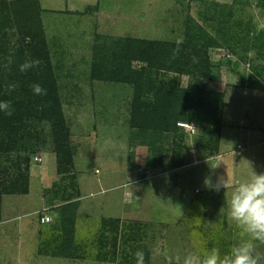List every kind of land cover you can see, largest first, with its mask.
<instances>
[{
	"label": "rangeland",
	"instance_id": "rangeland-1",
	"mask_svg": "<svg viewBox=\"0 0 264 264\" xmlns=\"http://www.w3.org/2000/svg\"><path fill=\"white\" fill-rule=\"evenodd\" d=\"M39 1L73 167L69 174L58 173L51 123L34 129L43 139L37 163L30 166L27 153L1 159L2 170L9 169L14 176L16 166H30V193L2 199L0 264H118L120 250H132L130 244L144 252L145 264H167L169 256L189 250L219 247L227 251L238 239L228 219L227 195L225 189L215 191L205 180L215 184L218 177H224L235 184L252 169L264 172V90L241 85V76L253 72L250 64L241 62L236 73L227 65L220 66L230 59L228 50L211 52L220 71L213 81L205 82V97L207 103L208 99L222 103L217 111L221 124L217 126L215 119L178 122V127L190 124L186 129L191 138L184 153L186 165L177 169L171 167L174 135L167 134L157 149L141 144L137 131L130 128L134 88L96 79L92 68L102 43L120 38L183 42L191 19L218 37L215 23L208 19L210 10L231 6L235 0ZM244 17H252V5L246 7ZM249 59L257 60L256 52ZM257 64L264 65V60ZM142 66L133 64L134 69ZM158 81L185 89L193 78L162 71ZM215 128L219 132L212 134ZM203 138H219V151L212 155ZM66 201L76 206L73 233L78 247L72 249L73 258L44 253L47 241L52 245L50 233L61 225L54 217L55 207ZM42 214L51 216L52 223L41 225ZM109 220H120L122 228L137 226L138 237L130 241L107 233L104 222ZM114 244L119 251L116 257ZM257 251L264 256V245L257 244Z\"/></svg>",
	"mask_w": 264,
	"mask_h": 264
},
{
	"label": "trees",
	"instance_id": "trees-1",
	"mask_svg": "<svg viewBox=\"0 0 264 264\" xmlns=\"http://www.w3.org/2000/svg\"><path fill=\"white\" fill-rule=\"evenodd\" d=\"M252 3L253 0H235L231 6L212 8L208 19L215 23L218 37L191 19L185 40L179 44V54L174 59L172 52L177 48V42L120 38L97 47L92 68L94 77L126 83L134 88L130 128L137 131L135 135L140 143L157 149L164 145L167 134L174 135L172 169L186 165L184 153L191 138V132L178 127V122L204 123L215 119L217 126L221 124L217 111L222 103L212 99L207 103L205 97V82L214 80L220 66L227 65L237 73L241 62L250 64L253 72L249 77L241 76V85L264 90V65H256L259 60H264V32L253 35L252 17L248 20L244 17L246 7ZM257 3L264 8V0H257ZM41 14L39 0H0V101H9L13 109L11 116L0 112V161L4 157L11 159L13 154L27 153L31 156L30 166L37 163L35 156L43 139L34 129L41 123H51L58 154V173L64 175L72 172L73 151L69 146L58 77L53 71V54ZM226 50L230 52V59L216 66L211 52L223 54ZM251 52H256L257 60L249 59ZM26 60L35 62L34 66L21 72L19 65ZM134 63L143 66L134 69ZM162 71L188 75L193 82L185 89L160 85L158 76ZM34 83L45 89L44 95L33 93L31 86ZM210 131L212 134L219 132L218 128ZM203 142L205 147H210L212 155L219 151V138H203ZM30 166L25 169L16 166L18 173L14 176L10 175L9 169L2 170L0 162V221L4 196L29 195ZM55 210L54 217L61 225L50 233L52 245L49 246L47 241L48 248L44 253L73 258L72 249L77 246L73 233L76 206L74 202L66 201ZM104 230L132 241L138 237L140 229L135 225L122 228L120 220H109L104 222ZM126 243L129 246V241ZM130 248L132 250H120L118 264H135L133 254L137 250L133 244ZM116 249L114 244V257L119 254Z\"/></svg>",
	"mask_w": 264,
	"mask_h": 264
},
{
	"label": "clouds",
	"instance_id": "clouds-1",
	"mask_svg": "<svg viewBox=\"0 0 264 264\" xmlns=\"http://www.w3.org/2000/svg\"><path fill=\"white\" fill-rule=\"evenodd\" d=\"M253 35L264 32V8L258 6L257 0L252 3ZM173 49L172 58L179 54V44ZM33 61L26 60L19 65L21 72H26L34 66ZM32 91L36 95H44L45 89L39 84H33ZM0 112L7 116L13 114L9 101H0ZM205 184L215 191L225 189L227 195L228 219L237 230L238 239L230 245L227 251L219 247L189 250L183 255L169 256L167 264H261L264 260L257 251V244L264 245V172L257 173L253 169L250 175L235 184L224 177H218L215 184L210 179ZM231 189L230 192L227 189ZM135 264H145L143 251L134 254Z\"/></svg>",
	"mask_w": 264,
	"mask_h": 264
},
{
	"label": "built area",
	"instance_id": "built-area-1",
	"mask_svg": "<svg viewBox=\"0 0 264 264\" xmlns=\"http://www.w3.org/2000/svg\"><path fill=\"white\" fill-rule=\"evenodd\" d=\"M179 126L182 128H189L190 129V124H188V123H180ZM36 161H41V158H36ZM39 221H40L41 225H48V224L52 223L53 219L51 216H49L47 214H42L40 216Z\"/></svg>",
	"mask_w": 264,
	"mask_h": 264
}]
</instances>
